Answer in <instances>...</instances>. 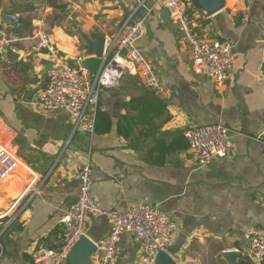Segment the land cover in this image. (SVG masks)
Instances as JSON below:
<instances>
[{"label": "crops", "instance_id": "0c3cea01", "mask_svg": "<svg viewBox=\"0 0 264 264\" xmlns=\"http://www.w3.org/2000/svg\"><path fill=\"white\" fill-rule=\"evenodd\" d=\"M138 1L8 0L2 9V16L18 15L20 22L5 23L0 38L14 31L22 38L0 52V143L20 162L0 182V215L8 216L0 222V264H34L32 252L39 243H62V220L77 199L80 168L88 157L94 162L92 190L103 208L123 212L146 203L177 222L167 248L176 261L228 264L224 252L236 250L239 264H249L247 259L254 263L245 233L252 226L264 228V0H226L225 8L213 15L187 0L188 18L197 32L234 45L233 66L222 90L207 70H194L167 9L147 0L150 10L136 11ZM133 12L134 19L147 14L146 30L136 45L167 87L163 95L150 88L166 108L151 122L136 118L133 134L141 144L132 146L118 124L124 115L137 114L129 103L147 86L128 72L119 86L100 93L98 109L108 114L110 128L96 132L95 122L94 133H73L69 111L38 105L52 64L32 38L34 30L40 25L68 63L85 70L80 59L85 41L78 30L118 31ZM86 58V71L91 74L98 67L97 73L103 58ZM215 122L229 128L234 148L201 166L184 132ZM155 148L166 151L161 162L151 161ZM110 233L105 216L89 218L86 235L93 241ZM119 246L113 264L156 263L142 260L140 244L130 232H123ZM62 264H68L67 258ZM92 264H102L98 252Z\"/></svg>", "mask_w": 264, "mask_h": 264}, {"label": "built area", "instance_id": "2783aa9c", "mask_svg": "<svg viewBox=\"0 0 264 264\" xmlns=\"http://www.w3.org/2000/svg\"><path fill=\"white\" fill-rule=\"evenodd\" d=\"M147 0H139L136 11L147 7ZM155 6L167 9L171 20L179 28L189 48L194 70H205L211 75L217 89L222 90L234 62V45L228 39H219L197 32L188 18L187 0H152ZM131 16L117 33L107 40L103 60L95 74L86 69L72 67L57 48L50 34L38 25L32 38L40 50L46 52L52 64L49 79L41 93L38 105L45 109H65L73 118L72 132L78 130L94 133L99 97L104 87H117L126 73L137 74L143 83L155 93L167 91L154 64L137 47L136 42L146 30L147 14L134 19ZM5 23L16 24L20 16L5 13ZM18 31L2 33L0 52H7L20 40ZM1 121V118H0ZM191 152L201 166L217 157L231 153L234 148L227 126L215 122L191 126L185 130ZM19 158L7 146L0 143V182L8 178L19 166ZM94 162L91 158L80 168V187L76 201L62 220L63 240L58 247L39 243L32 252L34 264H62L67 254L83 234L91 216H105L111 224V233L97 243L102 264H113L120 252L119 239L123 232H130L140 244L141 257L146 263H154L160 250H167L178 229L177 222L165 211L146 203L135 204L123 212L103 208L92 190ZM0 217H3L0 215ZM1 233V232H0ZM250 256L255 264H264V228L252 226L245 233ZM175 264H202L196 261H176Z\"/></svg>", "mask_w": 264, "mask_h": 264}, {"label": "water", "instance_id": "95a60500", "mask_svg": "<svg viewBox=\"0 0 264 264\" xmlns=\"http://www.w3.org/2000/svg\"><path fill=\"white\" fill-rule=\"evenodd\" d=\"M8 0H0V31L5 29V21L2 19V9L7 5ZM195 5L202 8L208 15H213L225 8L226 0H192ZM117 30L113 32H93L88 34L82 29L78 33L85 41L84 53L81 54L82 64L85 69L89 68L86 57H95L102 59L104 56L107 38H112ZM8 220V216L0 219V222ZM97 243L88 235L83 234L72 246L67 254L68 264H92V255L97 253ZM239 252L236 250H228L224 252L228 264H239ZM155 264H175L174 257L167 250H160L156 256Z\"/></svg>", "mask_w": 264, "mask_h": 264}, {"label": "trees", "instance_id": "16d2710c", "mask_svg": "<svg viewBox=\"0 0 264 264\" xmlns=\"http://www.w3.org/2000/svg\"><path fill=\"white\" fill-rule=\"evenodd\" d=\"M97 63V62H96ZM96 67V66H94ZM96 68H92L91 73L95 74ZM130 110L136 111V115H124L118 124L119 133L129 140L132 146H137L141 144L133 134L134 123L136 122V118H140L145 122H151V120L158 115L159 113L164 111V107L166 108V103L164 104L158 96L148 87H144L141 93L133 97L130 101ZM110 118L108 114L100 109H98V113L96 116V132L105 131L110 128ZM155 129V127H153ZM148 136V134H146ZM158 151V152H156ZM166 151L161 148L152 149L150 154L153 155L151 161L152 162H161L164 160ZM249 264L252 263L249 259ZM242 264H245V260H242Z\"/></svg>", "mask_w": 264, "mask_h": 264}]
</instances>
